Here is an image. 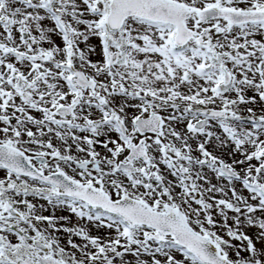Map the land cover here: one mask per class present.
Segmentation results:
<instances>
[{
    "label": "snow or ice",
    "instance_id": "snow-or-ice-1",
    "mask_svg": "<svg viewBox=\"0 0 264 264\" xmlns=\"http://www.w3.org/2000/svg\"><path fill=\"white\" fill-rule=\"evenodd\" d=\"M0 264H264V0H0Z\"/></svg>",
    "mask_w": 264,
    "mask_h": 264
}]
</instances>
